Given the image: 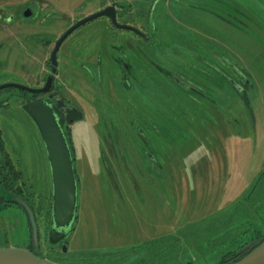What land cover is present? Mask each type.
Wrapping results in <instances>:
<instances>
[{
    "label": "rangeland",
    "instance_id": "rangeland-1",
    "mask_svg": "<svg viewBox=\"0 0 264 264\" xmlns=\"http://www.w3.org/2000/svg\"><path fill=\"white\" fill-rule=\"evenodd\" d=\"M111 1L0 0V83H40L67 25ZM28 8L32 16L24 17ZM103 19L77 29L59 54L57 79L86 112L67 127L79 195L67 235L51 234L53 185L43 138L17 102L0 112L3 149L21 169L10 179L32 197L40 253L62 264H221L264 232V0L157 4L151 21L158 47L151 53L202 93L155 72L142 73L149 88L138 95L123 92L107 67L111 53L122 54L115 43L125 36L104 33ZM93 56L102 63H91ZM32 243L26 213L16 204L0 206V246Z\"/></svg>",
    "mask_w": 264,
    "mask_h": 264
},
{
    "label": "flooded vegetation",
    "instance_id": "flooded-vegetation-1",
    "mask_svg": "<svg viewBox=\"0 0 264 264\" xmlns=\"http://www.w3.org/2000/svg\"><path fill=\"white\" fill-rule=\"evenodd\" d=\"M160 0H142L141 5H137L135 7L134 1H129L127 3L118 1V0H113L111 1L110 4L105 5L104 7L98 9V10H93V12L78 17L76 20L71 22L67 27L64 29L62 34L57 37V39L53 43V47L50 51L49 58L47 60V72L43 77L41 78V82L38 83L37 79L34 80L36 82L35 85L33 84H25L22 82H17V81H7L0 83V86L8 83H16L19 85H24L27 87H21V86H15V85H8V86H3L0 87V112L1 110L5 111L6 108L10 107L11 101L17 102L20 104L21 111L24 112V115H27V118H30L33 124L36 126L37 131H39L40 136L42 137L41 131L38 127L37 122L35 119L32 117L30 112L27 110L26 105L29 103L36 101V100H43L45 101L48 105L54 108V112L56 117L58 118V112L61 111L64 115V130L69 134V129L67 128L69 125L72 123H75L76 121L84 119L86 112L84 111L83 108L79 106L78 103H76L71 97H67L65 90L67 86L66 84L61 80H58L57 77H60V71L62 68V60H60L59 54L63 53L65 50L67 51L70 49L69 44L67 43L65 48L62 50V46L65 43V41L69 38L70 35H72L77 29H79L81 26L95 21L99 18H104L102 24V30H104V33H112V34H120V36H125L124 39L120 41V43H115L117 50L121 51L122 54H112V61L113 65L107 67V76L108 77H113L115 80L117 78L118 83L122 85L125 93H130L133 95H138L137 89L142 87V88H149V86L146 84L144 80L140 79V76L143 73V76H148L151 78H154L153 72H155L158 77V75H162L165 77L167 80L170 79L171 75H174L178 81L181 82V84L184 81V84L187 85L189 88L193 89V91H198V92H203L202 89H200L198 86L191 84L189 82H186L185 79L179 78V76L175 73H170L167 71L166 66L162 63H160V59L158 56L154 53L152 54L151 52H154V49H156L158 46L156 45V40L158 38L156 37L155 30L156 27L152 23L151 18L154 16L157 4H159ZM114 6V11L116 13V19L118 22L122 24H128L136 27V29H131V28H124V27H119L117 26L113 20L112 17L109 15H101L98 16L94 19H91L89 21H86L79 26L75 27L61 42L59 49L57 50V63H54L52 60V53L53 50L56 47L57 41L66 33L70 28H72L78 21L84 19L88 15L98 12L105 7L108 6ZM135 9H134V8ZM138 11V12H137ZM22 15L24 17H30L32 16V11L31 9H25L22 11ZM141 19V21L137 22L138 17ZM11 21V18L8 20ZM150 23L152 24V32H149V26ZM112 31V32H111ZM86 32L80 33V35L85 34ZM11 34V32L9 33ZM12 36H15L11 34ZM79 36V35H78ZM113 39V38H112ZM18 44L21 47L22 51L25 53L27 57L32 56L31 52H29V47H25L24 42L18 38ZM3 43V41L0 43V45ZM130 46V49L127 47ZM1 49V48H0ZM62 50V51H61ZM1 51V50H0ZM21 51V52H22ZM118 51V52H119ZM20 52V53H21ZM25 56V57H26ZM92 57V55H90ZM88 60H90V57H87ZM94 58V56H93ZM26 62V60H25ZM91 62V61H90ZM109 62V61H108ZM96 66L97 64L102 63V59L98 56H95L93 59V62ZM146 67H145V66ZM82 67H84V64H82ZM88 68H91L89 66ZM93 72V71H92ZM169 78V79H168ZM48 79H50V83L47 86ZM183 80V81H182ZM179 82V83H180ZM140 85V86H137ZM143 85V86H142ZM193 85V86H192ZM47 86V89L45 91H39V92H34L32 90H29L28 87L30 88H37V89H42ZM163 87V86H162ZM167 88V86H166ZM164 89V88H163ZM3 90H9L4 96H2V91ZM13 90V91H12ZM165 90V89H164ZM12 95L13 97L10 98ZM127 99L129 98L127 95L125 96ZM71 98V99H70ZM134 99L135 97H131ZM135 100V99H134ZM130 102L132 105L134 104L133 100L130 99ZM73 108H77L83 112V117L81 119L74 120L72 122H69L67 120L68 114L70 113L69 111ZM18 109V108H17ZM133 120V119H132ZM139 135V133H138ZM141 137H144L140 133ZM139 135V136H140ZM70 136V134H69ZM4 142V136L2 133V130L0 129V194H3L5 192H13L15 194H18L22 197H24L31 206L34 209L35 215L36 211L34 208V204L31 200L32 197L27 195L22 188H20V185L11 181L9 173L14 172V173H20L21 169H17V167L14 164V161L12 159V155L10 152L6 151L3 149V144ZM27 185V184H26ZM52 195H53V190H52ZM6 204H14V203H6ZM4 205V204H3ZM23 210V209H22ZM25 213L26 211L23 210ZM27 215V213H26ZM37 218V215H36ZM33 251H36V247L34 243L30 244L29 247H27ZM41 252V251H40Z\"/></svg>",
    "mask_w": 264,
    "mask_h": 264
},
{
    "label": "water",
    "instance_id": "water-1",
    "mask_svg": "<svg viewBox=\"0 0 264 264\" xmlns=\"http://www.w3.org/2000/svg\"><path fill=\"white\" fill-rule=\"evenodd\" d=\"M114 9L115 8L112 5L105 7L98 12L92 13L84 19L78 21L72 28L64 33V35L57 41L56 47L53 50V62L57 63V50L59 49L63 39L75 27L98 16L104 14L109 15L112 17L113 22L117 26L138 30L132 25L118 22ZM49 83L50 79H48L47 86ZM8 85L27 87L16 83H8L0 87ZM47 86L42 89L28 88L34 92H39L41 90L45 91ZM26 108L37 122L47 149L53 185L51 234L56 237H61L63 235H67L76 223L79 200L78 179L76 169L74 167V155L68 134L64 130V115L61 111H59L57 118L54 108L41 99L29 103L26 105ZM69 112L70 113L67 117L69 122L83 117V112L77 108H73ZM8 202L14 203L26 211L36 251L17 245L0 246V264H62L41 255L39 250L40 238L38 222L34 209L29 201L13 192L0 194V206ZM67 250L68 247L65 243L63 245V251ZM228 264H264V236L261 241L244 256L232 260Z\"/></svg>",
    "mask_w": 264,
    "mask_h": 264
},
{
    "label": "trees",
    "instance_id": "trees-1",
    "mask_svg": "<svg viewBox=\"0 0 264 264\" xmlns=\"http://www.w3.org/2000/svg\"><path fill=\"white\" fill-rule=\"evenodd\" d=\"M263 236H264V232L262 233V235H259V237L257 238H253V239L250 238L248 241L245 242V244L237 248L235 251H231L228 254H225L221 264H228L230 261L244 256L249 250H251L256 244H258L261 241Z\"/></svg>",
    "mask_w": 264,
    "mask_h": 264
}]
</instances>
